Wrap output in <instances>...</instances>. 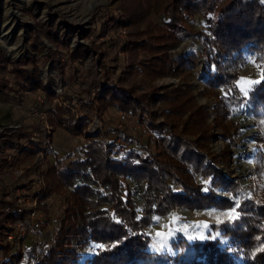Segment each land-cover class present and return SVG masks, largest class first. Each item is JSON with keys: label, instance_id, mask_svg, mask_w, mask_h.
Masks as SVG:
<instances>
[{"label": "trees", "instance_id": "1", "mask_svg": "<svg viewBox=\"0 0 264 264\" xmlns=\"http://www.w3.org/2000/svg\"><path fill=\"white\" fill-rule=\"evenodd\" d=\"M124 1L122 14L110 16L106 23L127 28V36L121 41L98 40L104 35L103 22L97 32L95 26L87 28L83 41L70 47L67 38L59 35L53 15L47 24L34 21L25 35L36 51L45 49L42 45L37 47L45 38L53 46L44 53L45 59L71 70L72 78L66 77L62 92L67 103L50 109L49 121L72 137L82 136L86 141L80 147L81 158L71 159L61 166L50 164L38 173L45 186L33 189L34 196L44 190L48 197L58 186L69 188V195L65 197L63 216L52 244L38 255L28 250L33 264H79L80 250L90 243L98 246L93 254L84 258L85 264H264V197L256 195L255 186L250 197L240 198L234 208L235 217L210 225L212 232L227 239L223 246L218 238H207L202 242L182 238L173 242L177 244L174 253L153 252L148 248L149 237L145 232L155 216L163 217L176 208H233L234 201L219 195L216 190L220 188L235 194L241 189L237 177H229L231 171L223 170L232 156L230 148L238 144L235 139L238 126L228 119L232 107L248 101V111L256 123L264 119V64L261 79L251 86L247 96L236 83L238 70L245 59L244 51H264V1ZM149 12H165L167 21L154 24L146 19ZM195 15H200L206 24V31L195 32L201 45L199 55L193 52L172 58L170 49L177 48L188 35L186 23ZM108 48L123 53L119 66L110 68L107 64ZM88 50L98 57L104 87L97 91L82 86V93L88 95L84 101L81 96H74L66 85L69 81L80 83L77 74ZM199 58H202V68L198 72L205 76L203 93L213 98L210 106L199 104L188 85L168 88L153 84L155 79L176 74ZM34 61L33 56L11 60L0 51V67L11 73L17 88L8 84L2 87L9 89L8 93L14 97L12 92L39 89L41 97L51 102L58 95L48 83L42 82L39 66ZM137 71L145 77L144 90L133 80ZM91 91L95 92L91 94ZM75 97L79 105L74 112L71 101ZM120 110L132 116L140 113L149 116L148 128L157 135L150 136L153 140H146L153 145L152 149L140 153L136 148H130L124 156H118L125 153L122 141H128L130 136L117 124L87 131L92 119L90 113H95L92 115L100 120L111 119L109 115L113 113L118 120ZM211 115L212 127L228 141L220 153L210 147L214 137L208 121ZM1 136L8 150L25 156L42 150L41 144L34 142L28 131L8 129ZM45 137L47 143H51V131ZM253 140L257 151L253 156L252 173L260 175L264 169V152L260 148L264 130H258ZM120 147L125 150L120 151ZM203 179H208V185L205 186ZM32 182V179L24 184L14 181L13 187L29 188ZM10 191L9 184L2 181L0 264H31L23 262L24 237L18 246L7 240V234L28 213L25 204L23 208L21 203L4 199ZM134 194H137L140 206ZM103 203L108 208H101ZM19 208L24 211H18Z\"/></svg>", "mask_w": 264, "mask_h": 264}, {"label": "rangeland", "instance_id": "2", "mask_svg": "<svg viewBox=\"0 0 264 264\" xmlns=\"http://www.w3.org/2000/svg\"><path fill=\"white\" fill-rule=\"evenodd\" d=\"M123 3H125L124 0H0V51L5 53L11 60L18 59L21 56H33L34 62L39 66V75L42 82L48 83L58 95L57 98H53L49 102L41 97L40 94L42 92L38 89L30 92L21 91L20 93L11 91L16 96L14 97L8 93L9 89L2 86L3 84H8V86H13L12 88L16 89V81L8 70L0 67V178H2L0 179V183L4 181L11 188V191L4 195V199H12L15 203L33 204V197L36 196H34L35 193L31 192L33 189L39 187L41 189L45 186V181L38 173L44 171L50 164H60L61 166L71 159L81 158L80 147L86 142L84 137H72L62 127L53 125L49 121V110L57 104L65 105L67 103L62 97L63 88H65L63 85L66 82V77L72 78V72L68 67L45 59L44 53L48 51V48H53L45 38L41 39L40 43L37 44V47L39 45L45 46L43 51H36L31 47L30 41H27L28 39L25 36L30 29V25H33L34 21L47 24L53 15L54 25L59 28V35L66 37L70 43V47H72L76 43L83 41L84 38L82 36L85 34L87 28L95 26L97 32L104 22V35L98 40L101 41L104 38V40L121 41L127 36V28L113 27L106 23L110 20V16L119 17L122 14L121 5ZM146 19L154 24L161 25L167 21V15L165 12H149ZM186 28L189 33L185 39L177 48L170 49L172 58H175V55L178 54L188 55L193 52L199 55L198 49L201 48V45L195 32L206 31L204 19L200 15L192 16L188 19ZM122 54L115 48H108L106 62L110 68L121 64ZM244 56L245 59L238 70L236 83L242 94L247 96L251 86L261 79L264 51L251 52L245 50ZM201 63L202 58H199L188 67L183 68L182 71H176V74H168L167 76L155 79L153 84L168 88L178 85H188L199 104L210 106L213 98L203 93L205 76L198 72L202 68L200 66ZM98 66L99 61L96 53L88 50L85 62L77 74L80 78V83L75 84L69 81L66 88L74 96H81L84 101L87 100L88 95L85 92L82 93L83 87L90 86L91 90L97 89V91H102L104 84L101 82V71ZM119 70L120 68L116 70V73ZM64 78L65 81H63ZM144 79L145 77L138 71L133 76V80L139 83L143 90L146 89ZM94 83L96 84L95 86L93 85ZM95 91H91V94ZM244 103L245 101L241 104L244 105ZM78 105V99L75 97L71 101L74 112ZM239 105L232 107L228 115V119L234 121L238 126L239 133L235 137L238 144L230 148L232 156L223 167V170L225 172L227 169L231 171V174L229 173L227 176L237 177L241 189L237 190L235 194L220 188L216 190L219 195L228 196L234 201L233 208L219 209L205 207L203 209L190 210L180 207L163 217L155 216L153 222L145 231L149 237L148 248L150 251L174 253L176 251L175 245L177 244L174 245L173 242L176 243L182 238H185L189 242L195 240L202 242L207 238H218L223 246L227 242V239L217 232H212L210 225L235 217L234 208L238 206L240 198L250 197L254 192V186L256 187V195L264 197V169L260 175L252 173L254 167L253 156L257 151L253 137L258 130H264V119L260 123H256L255 119H253L251 126L248 123L247 127L250 133L247 141L241 144L240 137L244 133L245 127L243 125L240 128L242 124L241 118L236 117V113L241 112L238 111ZM248 110V108L242 109L244 114H251ZM90 114L92 119L87 131L94 130V128L100 126L108 128L111 125L115 126L117 124V115L113 113L109 115L111 119L107 117L104 120H100L95 115H92L95 113ZM244 114L241 112L237 116L241 115L244 117ZM234 115L235 117H233ZM148 119L149 116L146 113H140L137 116L129 115V118L123 123L120 130L129 135L130 139L126 142L122 141L126 151H123L125 153L122 154L119 153L118 156H124L130 148H136L140 153H145V150L153 148V145L146 141L147 138H151V135L141 134V130L138 128V124L147 122ZM212 120L213 116L211 115L208 121L214 137L210 142V147L212 151L220 153L228 144V141L221 137L220 131L212 127ZM51 127H53L52 130ZM251 128L254 129L252 133ZM8 129H20L30 132V138L34 142L40 143L42 150L31 156H25L13 149L8 150L1 136ZM50 131L52 141L51 143H47L45 136ZM156 136L155 134L154 137ZM151 140L153 139L151 138ZM242 147L244 149L241 152L239 151L240 156L237 157V148L241 149ZM260 148L264 152V142L260 145ZM239 165L241 167H238ZM16 167L23 168L24 173L14 176L13 171ZM30 179L33 182L29 183V188L23 186L13 187L15 185L14 181L16 184H24ZM202 181L205 186L208 185V179H203ZM68 195L69 188L63 186L54 187L53 193L48 197H45L44 190L37 195L39 197L35 201V210L43 216L45 222L39 232L25 235L23 246L26 247L23 262L29 261V263L33 264L32 254L28 250H32L34 254L38 255L52 244L55 230L63 216L62 210L66 205L65 197ZM134 197L137 200L138 206H140L137 194H134ZM101 208H108V206L103 203L101 204ZM97 246V243H90L80 250L81 257L78 259V263L85 264L84 258L93 254Z\"/></svg>", "mask_w": 264, "mask_h": 264}, {"label": "built area", "instance_id": "3", "mask_svg": "<svg viewBox=\"0 0 264 264\" xmlns=\"http://www.w3.org/2000/svg\"><path fill=\"white\" fill-rule=\"evenodd\" d=\"M128 118H129V114L126 111H122V110L118 111L117 127L119 129H121L123 123ZM138 128L144 134L151 135L152 137H154V135H155L148 128L147 122H141L140 124H138ZM119 149H120V151L125 150L124 147H120ZM13 173H14L13 174L14 176L22 175L24 173V169L16 167L14 169ZM38 197L37 196L33 197V202H32L33 204L21 203V205H20L21 207H23L24 204L26 205V208L28 209V213H27L25 219L16 223V225L14 226V230L7 234V240L14 241V243L17 244V246L20 244V241H21L20 239L22 237H25V235H27V234L31 235L32 233H36L44 226L45 221L43 219V216L41 214H39L37 212V210H35V208H36L35 207V205H36L35 201L38 199ZM27 201H28V199H27ZM20 209H22V208H19L18 211ZM20 211H24V209L20 210Z\"/></svg>", "mask_w": 264, "mask_h": 264}, {"label": "bare ground", "instance_id": "4", "mask_svg": "<svg viewBox=\"0 0 264 264\" xmlns=\"http://www.w3.org/2000/svg\"><path fill=\"white\" fill-rule=\"evenodd\" d=\"M241 112H243V114H244V111H241ZM241 112H237L236 113V117H239V118H241V126L243 127V125H244V127H245V129H244V133L241 135V137H240V142H241V144H244L246 141H247V138H248V136H249V129H248V127H247V125H248V123H250V120H249V118H247L246 116H245V114H244V117L246 118H244L243 116H241V115H238L237 116V114L238 113H241ZM238 118V119H239ZM249 126H251V123H250V125ZM251 133H252V130H251ZM242 149H244V147H242L241 149L240 148H237V150H238V152L240 151L241 152V150ZM238 167H241V165H239ZM245 167V166H244ZM241 171V170H240Z\"/></svg>", "mask_w": 264, "mask_h": 264}, {"label": "water", "instance_id": "5", "mask_svg": "<svg viewBox=\"0 0 264 264\" xmlns=\"http://www.w3.org/2000/svg\"><path fill=\"white\" fill-rule=\"evenodd\" d=\"M249 102L248 101H245V103H244V105H242V104H240L239 106H238V111H242V109H247V108H249ZM245 116L247 117V118H249V120H250V123H251V125H252V123H253V115L252 114H249V113H245ZM233 117H235V115L233 116ZM240 128H242V126L240 125ZM251 130H252V132L254 131V129L253 128H251ZM240 155H239V152L237 153V157H239Z\"/></svg>", "mask_w": 264, "mask_h": 264}, {"label": "snow or ice", "instance_id": "6", "mask_svg": "<svg viewBox=\"0 0 264 264\" xmlns=\"http://www.w3.org/2000/svg\"><path fill=\"white\" fill-rule=\"evenodd\" d=\"M158 235H160V234L158 233Z\"/></svg>", "mask_w": 264, "mask_h": 264}]
</instances>
